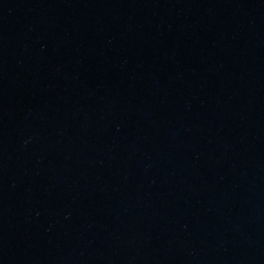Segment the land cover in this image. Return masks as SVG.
Listing matches in <instances>:
<instances>
[{
	"label": "water",
	"instance_id": "obj_1",
	"mask_svg": "<svg viewBox=\"0 0 264 264\" xmlns=\"http://www.w3.org/2000/svg\"><path fill=\"white\" fill-rule=\"evenodd\" d=\"M0 264H264V6L0 184Z\"/></svg>",
	"mask_w": 264,
	"mask_h": 264
}]
</instances>
